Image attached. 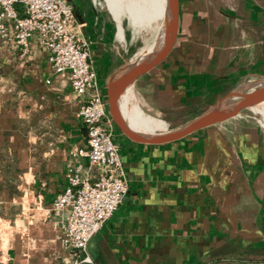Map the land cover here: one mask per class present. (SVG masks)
<instances>
[{"label":"crops","instance_id":"1","mask_svg":"<svg viewBox=\"0 0 264 264\" xmlns=\"http://www.w3.org/2000/svg\"><path fill=\"white\" fill-rule=\"evenodd\" d=\"M67 1L105 99L106 85L145 49L134 48L143 39L134 26L144 20L156 39L163 12L153 17L154 0L151 19L133 23L121 7L114 17L108 0ZM46 56L35 37L24 57L0 39V264L73 257L51 203L69 150L86 146L77 115L86 95H73ZM263 80L264 0H177L171 49L125 88L123 102L163 124L135 130L158 135ZM242 110L160 143L131 140L111 122L126 191L88 239L90 261L77 264H264V125ZM78 162L92 179L94 168Z\"/></svg>","mask_w":264,"mask_h":264},{"label":"built area","instance_id":"2","mask_svg":"<svg viewBox=\"0 0 264 264\" xmlns=\"http://www.w3.org/2000/svg\"><path fill=\"white\" fill-rule=\"evenodd\" d=\"M80 26L67 0H0V39L24 57L35 37L51 69L65 77L73 95H86L77 109L85 125L86 146L69 150L64 187L51 203L52 212L61 216L57 237L73 254L64 264L90 261L85 253L88 239L126 191L118 147L111 138V121L106 118V101L98 90ZM80 157L94 168L92 179L78 162Z\"/></svg>","mask_w":264,"mask_h":264},{"label":"water","instance_id":"3","mask_svg":"<svg viewBox=\"0 0 264 264\" xmlns=\"http://www.w3.org/2000/svg\"><path fill=\"white\" fill-rule=\"evenodd\" d=\"M177 0H165L162 16L161 37L153 47L134 63L128 65L118 76L106 85L105 101L111 122L123 135L131 140L144 143L168 142L181 138L195 130L221 122L237 115L242 109L252 108L264 102V80L249 89L239 87L217 100L208 109L180 125L179 127L158 134L146 135L131 127L120 115V99L125 88L139 75L158 64L171 49L176 33Z\"/></svg>","mask_w":264,"mask_h":264},{"label":"bare ground","instance_id":"4","mask_svg":"<svg viewBox=\"0 0 264 264\" xmlns=\"http://www.w3.org/2000/svg\"><path fill=\"white\" fill-rule=\"evenodd\" d=\"M110 2V6L114 11L116 17L118 12L120 11L118 7L124 8L128 14L132 13L130 17L132 18V22H136L140 19H151V12L154 0H108ZM165 9V0H157L156 11H153V17H159L158 15L161 12H164ZM162 26L159 32L157 33V43L161 37ZM122 39V38H121ZM155 40V41H156ZM153 47L150 46L144 52L139 53V57L145 55L149 50ZM125 99V92H123L121 99H120V115L131 127L133 128H140L144 130H151L154 128H159L163 126L160 121L154 120L149 117H140L135 111L131 108L128 109L123 100ZM260 107L256 108V110L264 116V102L259 104ZM258 106V105H257ZM256 106H253L255 108Z\"/></svg>","mask_w":264,"mask_h":264},{"label":"rangeland","instance_id":"5","mask_svg":"<svg viewBox=\"0 0 264 264\" xmlns=\"http://www.w3.org/2000/svg\"><path fill=\"white\" fill-rule=\"evenodd\" d=\"M108 4V3H107ZM111 7V6H108ZM110 9V8H109ZM124 9V8H123ZM125 10V9H124ZM126 11V10H125ZM114 11L112 10V13ZM124 13V12H123ZM127 13V11H126ZM128 14V13H127ZM125 15V14H124ZM114 17H116L115 13L113 15ZM129 18L131 21L132 18L130 17V15L128 14ZM126 19L123 17V21H125ZM144 21V20H143ZM141 21V28L140 25L137 24V26H134L135 29L139 30V32L142 33V37L143 39L141 41H137V43H135L134 48H139L136 49L138 52L140 49V47L145 48L142 52H144L150 45L152 46L153 43L155 42V38H154V34H155V28L151 27H144V22ZM159 21V20H158ZM261 105L256 106L255 108H246L242 110V114H245L247 116H252L255 120H258V122L260 124L264 125V116H262L257 110L256 108L260 107Z\"/></svg>","mask_w":264,"mask_h":264}]
</instances>
